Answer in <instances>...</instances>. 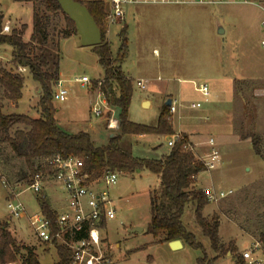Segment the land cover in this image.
<instances>
[{
	"label": "rangeland",
	"instance_id": "rangeland-1",
	"mask_svg": "<svg viewBox=\"0 0 264 264\" xmlns=\"http://www.w3.org/2000/svg\"><path fill=\"white\" fill-rule=\"evenodd\" d=\"M231 5L132 4L125 20L107 26V39L114 59L119 57L124 36L122 30H126L128 51L120 66L124 74L132 79L133 93L128 120L157 126L165 106L168 110L170 108V105L165 104V98L171 94L177 106V111L169 113L173 130H188L191 126L194 141L206 142L205 151L195 149L194 145L199 155L209 150L207 140L210 137L215 139L220 150L219 164L211 170L202 171L198 176V185L214 187L216 190H232L224 198L209 201L203 211L209 220L216 215L219 217V237L224 249L218 256L210 239L197 223L195 206L191 202L186 205L182 220L204 250L187 243L174 250L169 243L158 242L147 232V228L144 232H130L134 224L147 227L152 215L151 192L160 189V179L150 170L144 168L133 177L119 172L116 184L106 186L101 183V188H107L117 207V217L103 227L107 246L111 248L107 253L113 264H199V258L204 255L207 256L205 264H236L241 253L254 248L257 242L259 248L255 249L254 255L264 259V90L253 91L251 80L259 77L247 75L249 66L244 59L246 55L243 56L242 52L240 56L233 49L234 42L240 38L241 27L234 29L229 22V13L222 12V8ZM0 18L3 26H10V31L15 27L20 28L23 23L27 24L24 40L30 39L32 2L0 0ZM53 21L52 26L56 27L55 44L48 45V53L51 61L60 56L61 79L69 91L65 101L53 99L56 116L64 123L76 122L78 128L91 130L95 142L101 144L110 132L106 129V110L96 116L92 112L96 94L89 93L88 87L75 82L74 78L86 75L93 80V86L98 90L99 84L95 83L104 80V69L94 47L82 45L78 33H73L69 39L62 38L61 32L67 27L64 15L60 14ZM223 26L227 29L225 36L218 32L219 27ZM260 36V33L256 34L254 44L264 50V46L259 43ZM223 38L229 49L227 51L222 48L225 44L222 43ZM2 55L5 60L11 59L9 45H3ZM0 60L8 69L27 73L14 67L10 61ZM254 62H250V66ZM141 80L145 88L141 87ZM32 82L31 78L26 79L27 85ZM199 83H207L208 95L196 89ZM145 99L150 101V105L143 103ZM0 100L5 101L2 90ZM197 102L202 104L201 108L191 109L190 105ZM37 104V94L34 92L30 96L25 87L16 112L36 117L39 115ZM114 108L119 118L121 107ZM118 131L121 134V129ZM254 133L261 138L260 155L253 146L251 135ZM124 136L123 144L129 140L128 148L132 146V154L136 157L155 159L169 151L166 133H133ZM0 151V168L4 170L3 179L6 182L0 180V224L7 223L18 244L33 247L42 264H57L59 256L56 245L59 244L40 241L27 217L16 218L9 214L7 200L10 188L22 190L26 186V180H20L19 176L22 170H27V165L23 158L13 156L7 143L0 145ZM9 179L12 180L8 182ZM53 191L59 194L60 199H65L61 188H53ZM20 198L30 212L39 210L37 197L31 191H25ZM56 205L54 207L59 206L60 209L61 202ZM231 241L236 245L233 254L229 251Z\"/></svg>",
	"mask_w": 264,
	"mask_h": 264
},
{
	"label": "trees",
	"instance_id": "trees-1",
	"mask_svg": "<svg viewBox=\"0 0 264 264\" xmlns=\"http://www.w3.org/2000/svg\"><path fill=\"white\" fill-rule=\"evenodd\" d=\"M15 1L32 2V34L28 41L24 40L28 28L25 23L20 28L15 27L9 33H4L2 18H0V50L3 45H9L11 64L16 68H26L27 75L31 76L40 87L38 116L32 117L18 112L5 113L3 110L5 101L18 102L23 97L26 75L18 69H8L0 60V90L5 97V101L0 100V145L7 143L14 157L25 160L27 170L20 172L19 179H25L28 183L34 173L44 169V159L54 154L83 158L85 170L93 176H99L107 170L135 173L137 170L146 168L160 178V189L151 192L152 215L147 232L152 234L158 242L180 239L191 247L203 248L195 235L186 229L182 220L185 207L191 202L195 206L197 223L204 235L210 239L212 248L219 256L224 249V244L219 237V217L216 215L209 220L203 215L209 200L203 189L196 183L197 176L207 169L202 161L194 158L191 151L183 148L184 144L191 143L188 137L183 134V139L177 142L162 159L136 157L121 145L122 137L126 134L166 133L169 135L174 130L167 106L161 112L157 126H146L128 120L133 87L132 81L126 77L120 66L128 51L126 30H122L124 36L119 57L114 59L107 39L105 1L80 0L88 7L102 33V42L93 46L99 63L104 69V80L99 86L100 90L110 106L121 107L118 120L121 134L112 137L103 146H96L87 132L70 134L64 131L56 119L57 109L53 103V87L60 79V56L55 61H51L47 47L55 44L54 28L56 27L52 26L54 19H57L60 14L67 19V27L61 32L62 38H68L73 33H77L75 23L62 11L58 0ZM99 81H96V85ZM251 137L254 149L260 155L261 138L255 133ZM0 171L3 176L4 170L0 168ZM11 180L9 179L8 182ZM41 204L46 213L53 218L54 213L50 209L49 202L42 200ZM83 235L79 233L77 236ZM56 247L59 256L57 264H69L70 250L61 245ZM229 251L232 254L235 253V242L231 241ZM206 260L207 256L204 255L199 258L198 263L205 264ZM17 261L21 264H42L34 248L18 244L7 228V223H2L0 224V264ZM236 264H244L243 259L237 258Z\"/></svg>",
	"mask_w": 264,
	"mask_h": 264
},
{
	"label": "built area",
	"instance_id": "built-area-1",
	"mask_svg": "<svg viewBox=\"0 0 264 264\" xmlns=\"http://www.w3.org/2000/svg\"><path fill=\"white\" fill-rule=\"evenodd\" d=\"M250 2L251 0H108L105 3V21L109 26L112 23L125 20L127 10L132 4H187V3H230ZM10 31V26L5 24L2 32ZM264 45V41L262 42ZM25 71L26 68L19 67ZM75 82L86 85L91 79L86 76L74 78ZM63 80H58L54 86L53 99L65 101L68 97V88L63 85ZM99 81V86L101 85ZM142 87H145L142 84ZM196 89L204 95L209 94L207 83H199ZM101 98L95 101L92 112L100 116L109 104L99 87ZM182 105V104H179ZM190 107L197 108L196 104ZM170 112L177 111L176 100H171ZM208 119V117H206ZM109 127H115L116 122L110 120ZM183 139V133L174 131L167 137V144L173 148L177 142ZM209 150L204 155H199L191 143L183 145L185 150L194 154L196 160L204 163L207 170L215 168L220 162V150L216 146L215 139L207 140ZM44 169L34 173L30 181L22 190L10 188L7 208L9 214L16 218H24L30 222L40 241L49 244H59L70 250L69 264H113L109 253L103 247L101 230L110 220L117 217V207L107 188H101V183L106 186L116 184L118 171L107 170L99 176H93L84 168V160L81 157L61 154L48 156L43 161ZM0 180L5 182L0 171ZM6 183V182H5ZM53 188H61L65 193V199H60L61 207L55 208L49 203L54 217H50L41 206L42 200H51ZM56 190V189H55ZM25 191H31L36 197L39 210L30 212L27 204L20 196ZM209 201H215L226 197L232 190H216L214 187L203 188ZM48 201V202H49ZM79 233L83 236L78 237ZM252 249L241 253L244 264H264V259L255 256V249L259 248L257 242ZM10 264H21L11 262Z\"/></svg>",
	"mask_w": 264,
	"mask_h": 264
},
{
	"label": "crops",
	"instance_id": "crops-1",
	"mask_svg": "<svg viewBox=\"0 0 264 264\" xmlns=\"http://www.w3.org/2000/svg\"><path fill=\"white\" fill-rule=\"evenodd\" d=\"M81 1H89V0H81ZM105 3H107V1H105ZM230 3L232 4L231 5L232 7L222 8V12H223V14H225L227 12L229 13V22L234 26V29H236L237 27H241L240 38H239V40L234 42L233 49L236 50L240 56H241L242 52H243V56L246 55L244 57V59L247 61V64L249 66L247 69V72H246L247 75L259 77V78L251 80L252 81L251 83L253 84L252 85L253 91L264 90V50L259 49V47H256L254 44L256 34H259V33L261 35L260 39H259V43L261 42V45H263L262 42L264 41V0H251L250 2L241 1V2H230ZM221 28L222 27H219V29H221ZM222 29H223L222 32H219V31L218 32L220 35L225 36L227 33V29L224 26ZM31 34H32V32H31ZM31 34H30V37H31ZM79 39H80V37H79ZM225 42L226 41L223 38L222 43L224 44ZM222 48L224 49V51L229 50L226 48V43L222 46ZM2 49H3V47H1V50H0V58H2L4 61H10L11 59L5 60V58L2 55ZM250 62H254L255 64L253 66H250L251 65ZM25 72H27V71L25 70ZM24 74L26 75L24 88L25 87L28 88L30 96L33 95L34 92L38 96V94L40 92V87H39L38 83L36 81H34L31 76L27 75V73H24ZM126 77L129 78L127 75H126ZM27 78H31L33 80V82L29 83L27 85L26 84ZM97 79H94V81ZM129 79L132 81L131 78H129ZM60 80H62L61 79V73H60ZM91 81L92 82L86 84V86L88 87L89 93H91V94L95 93L96 94V96L94 97V99H95L93 102V104H94L96 100L101 98V96L99 93V87H98V90H96L95 87L93 86V83H94L93 80H91ZM142 84L145 85V83H143L141 80L140 81L141 87H142ZM24 88H23V90H24ZM142 88H145V87H142ZM165 99H167L165 101V104L168 101V99L174 100L171 97V94H167ZM19 101L18 102L5 101L3 110L6 108H9V107L10 108L7 110H4V112L5 113L16 112V110H17L16 107L19 104ZM145 101H146V99L143 100V103H145ZM195 104L197 105V108H201V106H202V104L200 102H197ZM149 105H150V101H149ZM190 108L192 109V107H190ZM105 110H106L105 112H106V119H107L106 129L110 130V132H109V135H108L107 139L105 140V142H102L101 144H97L95 142L93 136L91 135V130H88L87 128L86 129L78 128L79 126L76 122L64 123L61 120H59L57 118V116H56V119L58 121V125L64 131H66L70 134H76V133L81 132V131L87 132L90 135L92 141L94 142V144L96 146H103V145H106L112 137L120 135V131H118L120 129V127L118 125L119 118L116 115V111H115L114 106L109 105V107ZM192 116L197 117V115H189L188 117H192ZM207 117L209 118V116H207ZM110 120L116 122L115 127H109L108 126ZM187 129L188 130H182L179 132H182L183 134H185L188 137L191 144H193V146L194 145L196 146L195 149L199 148L200 151H205L207 149V146L205 145L206 142H203V141L195 142L193 139L194 138V133L192 132L193 128H191V126H189ZM124 138H125V136H123L122 140H121L122 147H124L126 150H128L132 153L134 151V149L132 148V146L130 149L128 148V145H130L129 140H127L126 142H124L125 144H123ZM170 150H171V148L169 147V151L166 154L162 153L160 158H155V159H162V157L167 155L170 152ZM152 159H154V158H152ZM140 171L141 170H137V172H135V173H139ZM135 173H124V174L133 177L135 175ZM198 176H197V180H196L197 185L199 183L198 182ZM199 187L204 188L203 186H199ZM53 194H57V193L56 192L54 193V191L51 192V200L49 201V203L52 205V207L57 206L56 205L57 202H60L59 197L55 196ZM57 208H59V206ZM150 220H151V218H150ZM149 222H148V224H149ZM105 225L103 227H105ZM135 227H142L143 228L142 232H144L147 228V227H144L142 225L140 226L139 224H134V228ZM131 229H133V228L129 229L130 232L135 233V232L131 231ZM101 234H102V238H103V247L108 252L109 249L111 250V248L107 246V237L103 233V228L101 230ZM19 240H22V239H19ZM163 243L168 244L169 242H163ZM182 243L184 245L183 241H182ZM116 245L118 246V244H116Z\"/></svg>",
	"mask_w": 264,
	"mask_h": 264
},
{
	"label": "water",
	"instance_id": "water-1",
	"mask_svg": "<svg viewBox=\"0 0 264 264\" xmlns=\"http://www.w3.org/2000/svg\"><path fill=\"white\" fill-rule=\"evenodd\" d=\"M62 11L75 23L77 33L80 37L81 44L84 46H94L102 42L101 30L90 13L88 7L80 0H58ZM222 28L219 32H222ZM149 103L148 100L144 104ZM167 105L171 104V99L166 102ZM133 232H142V227H135L131 229ZM172 249L176 250L183 246L180 239L172 240L169 242Z\"/></svg>",
	"mask_w": 264,
	"mask_h": 264
},
{
	"label": "bare ground",
	"instance_id": "bare-ground-1",
	"mask_svg": "<svg viewBox=\"0 0 264 264\" xmlns=\"http://www.w3.org/2000/svg\"><path fill=\"white\" fill-rule=\"evenodd\" d=\"M157 53V52H156Z\"/></svg>",
	"mask_w": 264,
	"mask_h": 264
}]
</instances>
